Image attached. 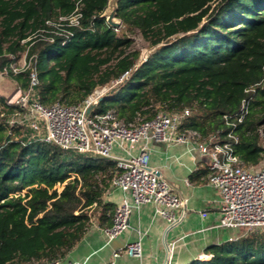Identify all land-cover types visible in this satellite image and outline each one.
<instances>
[{
  "label": "trees",
  "instance_id": "16d2710c",
  "mask_svg": "<svg viewBox=\"0 0 264 264\" xmlns=\"http://www.w3.org/2000/svg\"><path fill=\"white\" fill-rule=\"evenodd\" d=\"M108 2L0 0V70L10 54L26 48L36 57L37 96L44 105L78 104L109 87L93 114L113 108L127 124L189 109L181 130H195L202 139L232 132L243 164L258 167L264 86L255 94L246 90L264 79V0H120L118 29L102 17ZM77 8L78 25L60 20ZM60 23L70 33L54 32ZM136 31L151 49L147 56L135 46ZM13 78L29 84L28 72ZM251 95L238 122L242 101ZM2 108L14 110L4 96ZM67 151L76 150L0 122V264L63 259L95 217L112 226L117 205L105 193L121 171L118 161L79 151V159L69 160ZM207 253L192 264H264V229L212 245Z\"/></svg>",
  "mask_w": 264,
  "mask_h": 264
},
{
  "label": "built area",
  "instance_id": "2783aa9c",
  "mask_svg": "<svg viewBox=\"0 0 264 264\" xmlns=\"http://www.w3.org/2000/svg\"><path fill=\"white\" fill-rule=\"evenodd\" d=\"M81 13L77 11L69 17H60L70 25H78ZM50 25H56L47 22ZM59 24L58 34L70 33ZM43 32L44 30H40ZM35 34L22 40L26 43ZM1 70L4 75L16 76L28 72L29 84L23 87L17 82V89L6 97V104L14 106L12 113L5 108L0 109V122L5 121L12 128L20 127L22 132L29 133L34 139L41 140L64 149H72L81 153H92L109 156L118 161L121 168L113 184L124 194L123 200L117 204L113 223L103 227L109 238L121 234L129 226V218L133 208L141 204L152 203L155 214L160 215L173 225L185 214L188 199L176 192L172 184L163 177L159 170L151 166V141L171 143H192L202 141L199 148L207 152L211 158L212 172L208 182L218 188L221 194L219 225L243 228L245 232L264 229V159L256 167H247L235 152L237 136L228 133L229 140L219 133L202 139L195 130H181L184 112L160 111L152 118L141 116L133 123L127 124L119 118L115 109L103 113L93 111L109 87L98 88L81 102L66 105L59 101L44 105L38 98L37 87L40 83L35 67V55H29L27 49L22 62H16L15 54ZM261 83L246 91L255 94ZM253 95L243 99L237 121H243L249 111ZM92 110L88 112V108ZM228 118L227 116H225ZM236 125V122H230ZM118 151V152H117ZM127 194L132 197V202ZM181 210L178 214L176 211ZM124 250L131 256L142 257L143 243L141 238L126 244ZM120 252H115L117 257ZM206 256H200L204 259ZM28 264H40L33 261ZM44 264H63L62 259H53Z\"/></svg>",
  "mask_w": 264,
  "mask_h": 264
},
{
  "label": "crops",
  "instance_id": "0c3cea01",
  "mask_svg": "<svg viewBox=\"0 0 264 264\" xmlns=\"http://www.w3.org/2000/svg\"><path fill=\"white\" fill-rule=\"evenodd\" d=\"M201 143H150L151 166L188 199L184 217L178 223L171 225L155 214L154 204H141L133 208L129 226L111 239L95 217L84 237L62 259L63 264H192L200 256L208 257V247L242 236L243 228L219 225L221 194L208 182L211 158L199 148ZM127 196L132 202L131 195ZM123 197L113 183L105 193V200L116 205ZM176 212L180 214L181 210ZM140 238L142 257L129 255L124 247ZM115 252L120 255L115 257Z\"/></svg>",
  "mask_w": 264,
  "mask_h": 264
},
{
  "label": "rangeland",
  "instance_id": "374dc122",
  "mask_svg": "<svg viewBox=\"0 0 264 264\" xmlns=\"http://www.w3.org/2000/svg\"><path fill=\"white\" fill-rule=\"evenodd\" d=\"M132 38L135 39V46L141 50V57L147 56L151 49L149 48V45L147 41L143 38V35L141 34L140 31H136L135 33L131 34ZM24 43V42H22ZM27 49H19L15 53V60L16 62H22L25 58ZM9 58H12L9 57ZM1 70H0V96H7L9 94H12L16 89H17V81L13 78L11 75H4L2 77L1 75ZM77 152L76 151H67L65 153L66 157L69 160L72 159H79L77 157ZM81 155H87V153H82Z\"/></svg>",
  "mask_w": 264,
  "mask_h": 264
},
{
  "label": "water",
  "instance_id": "95a60500",
  "mask_svg": "<svg viewBox=\"0 0 264 264\" xmlns=\"http://www.w3.org/2000/svg\"><path fill=\"white\" fill-rule=\"evenodd\" d=\"M119 1L120 0H109L107 8L105 9V11L102 14V17L106 19L107 23L110 26L117 28V29L122 26V20L117 16ZM91 110H92V107L88 108L87 111L90 112ZM7 138H9V135ZM92 154L94 156L100 158V159H109L110 158L109 156L99 154L96 151H93Z\"/></svg>",
  "mask_w": 264,
  "mask_h": 264
}]
</instances>
